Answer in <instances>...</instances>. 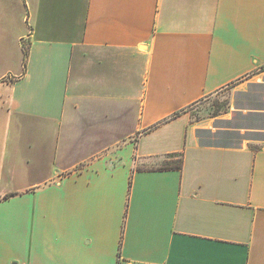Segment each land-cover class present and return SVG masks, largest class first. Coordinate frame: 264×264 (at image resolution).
<instances>
[{
	"label": "crops",
	"instance_id": "1",
	"mask_svg": "<svg viewBox=\"0 0 264 264\" xmlns=\"http://www.w3.org/2000/svg\"><path fill=\"white\" fill-rule=\"evenodd\" d=\"M259 72L264 0H0V264H264V141L191 113Z\"/></svg>",
	"mask_w": 264,
	"mask_h": 264
},
{
	"label": "rangeland",
	"instance_id": "2",
	"mask_svg": "<svg viewBox=\"0 0 264 264\" xmlns=\"http://www.w3.org/2000/svg\"><path fill=\"white\" fill-rule=\"evenodd\" d=\"M213 105L217 110L224 106H228L229 110L209 122V129L213 133L209 135L208 142L218 141V133H225L237 145L247 141H264V72L256 73L241 83L210 96L191 109V113L197 120H210V107ZM213 126L217 128L213 129Z\"/></svg>",
	"mask_w": 264,
	"mask_h": 264
},
{
	"label": "trees",
	"instance_id": "3",
	"mask_svg": "<svg viewBox=\"0 0 264 264\" xmlns=\"http://www.w3.org/2000/svg\"><path fill=\"white\" fill-rule=\"evenodd\" d=\"M228 110H229L228 106H224V108L217 110V107L213 105L212 107H210V112H211L210 118H218L220 115L226 114ZM205 134L207 136L209 134L211 135V133H205ZM218 134H219V136H217L219 138L218 141L216 140L215 143H210V142H207V143L214 145L216 147H224V148H233V147L239 146L237 145V143H235V140H232V138L227 137L225 133L224 134L218 133Z\"/></svg>",
	"mask_w": 264,
	"mask_h": 264
}]
</instances>
